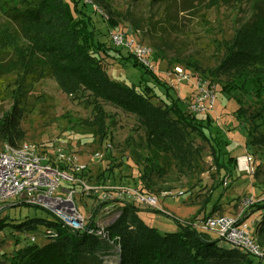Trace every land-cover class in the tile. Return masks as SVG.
<instances>
[{
    "label": "rangeland",
    "instance_id": "obj_1",
    "mask_svg": "<svg viewBox=\"0 0 264 264\" xmlns=\"http://www.w3.org/2000/svg\"><path fill=\"white\" fill-rule=\"evenodd\" d=\"M66 1L74 17L92 15L89 24L95 32L92 39L110 47L112 56L104 55L103 64L112 79L138 88L141 78V69L132 66L135 57L131 51L112 43V33L120 30L152 49L149 69L157 83L147 76L149 84L161 86L171 78L176 65L185 67L205 81L214 96V105L196 115L209 117L214 125L211 132L207 130L210 134L204 129L207 138L203 134L191 133L192 143L197 148L189 157V168L180 169L167 154L155 155L146 149L143 130H135V117L111 105L104 107L105 112L112 116L106 119L107 128L101 138L89 124L90 107L71 99L46 74L38 82L26 85L20 124L25 133L22 141L34 143L50 155L61 151L74 157L77 164L86 165L80 171L76 167L70 170L74 179L71 187L78 192L75 199L77 207L84 215L88 216L95 209L94 212L98 211L99 187L110 185L129 186L138 193L155 197L157 207L138 203L133 198L129 207L160 233L178 231V222L187 226L205 219L214 207V213L208 217H239L240 221L248 223L251 234L260 245L262 257H250L244 252L243 259L264 264V231H258L264 217L263 210L252 205L264 203V144L255 142L264 136V116L256 118L254 115L264 101V94L259 99L252 90L227 92L223 90L227 78L213 77L208 72L220 60L224 41L229 40L240 25L253 20L252 6L256 0H95L99 8L93 11L95 15L81 2L76 9V2ZM101 4L109 7L110 17ZM110 19L112 25H108ZM19 30L15 19L0 11V33L5 32L8 37L6 42L0 35V117L9 111L12 104L11 91L16 88L14 80L17 74L15 61L19 54L29 53V46L19 38ZM187 60L195 61L199 67L185 66L183 62ZM162 91V88L158 89L159 94ZM169 92L179 97L187 108L195 93L193 79L170 88ZM153 101L157 102V98L153 97ZM208 135L223 137L226 141L223 151L228 154L251 155L254 174L235 169L231 177H222L223 171L216 169L211 154L214 141ZM4 143L0 141V148ZM107 144H111V148L106 149ZM96 153H100V157H95ZM152 161L158 169L152 168ZM225 180L226 184L221 185ZM84 185L93 189L87 193ZM122 203L117 207L123 209L129 205ZM12 206L5 208L0 216V219L8 217L9 223L0 229V264H10L18 249L31 243L42 245L47 242L42 236L44 224L33 230L20 231L10 223L22 221L27 216L55 218L51 211L41 208L23 204ZM158 212H163V215ZM202 233L211 239L216 238L213 232ZM29 235H35V242L28 241ZM104 259V264H118L113 251Z\"/></svg>",
    "mask_w": 264,
    "mask_h": 264
},
{
    "label": "trees",
    "instance_id": "obj_2",
    "mask_svg": "<svg viewBox=\"0 0 264 264\" xmlns=\"http://www.w3.org/2000/svg\"><path fill=\"white\" fill-rule=\"evenodd\" d=\"M72 1L76 2L74 8L77 9L81 2L95 15L93 11L96 10L92 5L93 2L97 4L95 0ZM101 6L110 17L109 7L104 4ZM252 8L253 20L240 25L234 30L233 36L224 41L220 60L208 72L213 77L227 78L223 90H252L262 99L264 0H256ZM0 11L15 19L19 24V38L29 46V53L19 54L15 61L16 88L11 91L9 111L0 117V141L23 142L25 133L20 124L26 85L38 82L48 74L63 93L90 107L89 124L101 138L107 128L106 119L112 116L105 112L104 107L111 105L135 117V130H143V145L146 149L155 155L167 154L180 169L189 168V157L197 148L192 143L191 133L203 134L207 138L204 129L211 132L214 124L209 121V117L199 118L187 109L179 97L169 92L170 87L166 83H162L163 87L149 84L147 76L154 78L156 83L157 78L148 67L138 63L134 55L132 66L141 69L138 88L112 79L103 64L104 55L112 56L110 47L92 39L95 35L89 28L92 15L74 17L66 0H0ZM108 25H112L111 19ZM8 32L11 33L9 29ZM0 35L7 42L5 32ZM183 63L187 67H199L195 61ZM160 88L163 89L161 94L158 93ZM153 97L157 98V102L153 101ZM260 105L254 113L256 118L264 116V101ZM217 131L220 134V130ZM210 140L214 141L211 154L216 169L223 171L222 177H231L237 169L238 156L223 151L226 142L223 137L211 135ZM255 142L264 144V136ZM154 162L150 163L152 168L158 169ZM252 205L257 210H263L264 216V203ZM129 206L132 204L123 208L121 216L107 228L108 239L71 231L56 217L45 219L27 216L22 221L10 223L20 231L33 230L44 224L42 236L47 239L42 245L31 243L18 249L10 264H104V258L112 251L118 258V264H255L251 259H243L244 252L239 254L237 248L223 247L218 240L184 223L175 222L179 226L178 231L160 233L147 225L136 210ZM214 210L212 207L205 217L213 214ZM158 214L163 215L162 212ZM7 219H0V229L9 224ZM46 229H52L54 234L47 233ZM258 231H264V217Z\"/></svg>",
    "mask_w": 264,
    "mask_h": 264
},
{
    "label": "built area",
    "instance_id": "obj_3",
    "mask_svg": "<svg viewBox=\"0 0 264 264\" xmlns=\"http://www.w3.org/2000/svg\"><path fill=\"white\" fill-rule=\"evenodd\" d=\"M92 5L94 10L98 11L97 4L93 2ZM112 40L116 46L128 49L140 63L151 68L150 47L138 43L120 30L112 33ZM171 72V78L165 82L170 88H176L193 79L195 93L187 104V109L200 113L213 107L214 96L201 77L180 65L174 66ZM105 148H111V144H107ZM95 157H100V153H96ZM251 163V155L245 153L237 157L236 168L239 172L254 174ZM85 166L77 164L74 157L67 156L61 151L50 155L31 142H5L0 148V216L10 205H29L51 211L62 225L71 231L108 239L107 228L122 214V209L117 205L123 204L122 202L132 204L133 198L138 203L157 207L155 197L138 193L129 186L110 185L99 187L101 192L98 211L94 212L95 209L88 216L84 215L77 207L78 192L71 187L74 179L70 170L76 167L80 171ZM223 183L226 184V180ZM84 189L89 193L93 188L84 185ZM187 226L197 231L215 233L221 246L237 248L255 258L262 257L260 245L251 234L248 223L240 221L239 217H207L188 223ZM45 231L54 234L52 229ZM27 238L29 242H35V235H29Z\"/></svg>",
    "mask_w": 264,
    "mask_h": 264
},
{
    "label": "water",
    "instance_id": "obj_4",
    "mask_svg": "<svg viewBox=\"0 0 264 264\" xmlns=\"http://www.w3.org/2000/svg\"><path fill=\"white\" fill-rule=\"evenodd\" d=\"M194 230H195V229H194ZM200 232H201V231H200ZM213 240H218V239H217V238H215V239H213ZM218 243H219V244H221L219 240H218Z\"/></svg>",
    "mask_w": 264,
    "mask_h": 264
}]
</instances>
